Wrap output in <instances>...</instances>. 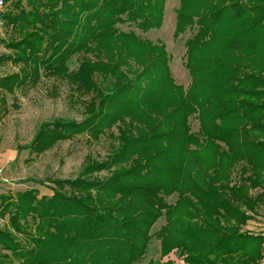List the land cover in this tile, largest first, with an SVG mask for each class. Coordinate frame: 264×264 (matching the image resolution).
Listing matches in <instances>:
<instances>
[{
  "label": "trees",
  "instance_id": "16d2710c",
  "mask_svg": "<svg viewBox=\"0 0 264 264\" xmlns=\"http://www.w3.org/2000/svg\"><path fill=\"white\" fill-rule=\"evenodd\" d=\"M3 2L9 38L1 42L10 52L0 60L18 71L0 76V92L34 85L43 69L77 80L80 94L97 99L93 137L124 117L140 124L131 139L120 128L110 161L87 163L82 177L30 179L53 183L50 196L34 187L16 200L0 193V213L8 215L0 264H136L161 216L162 254L175 248L187 264H258L264 237L242 226L264 205V0H180L176 32L198 27L185 42L186 90L174 84L162 45L120 27L159 26L164 0ZM74 53L82 55L71 72ZM130 60L144 66L123 81L121 65L130 70ZM84 125L42 123L27 147L41 152ZM115 164L113 176L87 177Z\"/></svg>",
  "mask_w": 264,
  "mask_h": 264
},
{
  "label": "rangeland",
  "instance_id": "374dc122",
  "mask_svg": "<svg viewBox=\"0 0 264 264\" xmlns=\"http://www.w3.org/2000/svg\"><path fill=\"white\" fill-rule=\"evenodd\" d=\"M23 6L28 8L25 0H23ZM179 8L180 0H164L159 26L147 30H141L133 24H121L120 27L124 31H133L139 37L152 43L162 45L167 54V67L174 84L181 85L186 90L191 82V75L185 65L187 59L185 42L197 31L198 27L196 24L185 26L182 31L176 32ZM7 38H9V30L5 29L0 20V56L10 52L3 47L1 42L2 39ZM81 55L82 53L71 55L66 63L69 71L77 70ZM129 62L134 63L130 70L126 65H121V70L126 71L123 81L132 78L135 74L134 71L141 70L144 66L141 63H135L134 60ZM15 71H18V68L12 66L9 61L0 60V76ZM77 84V80H70L59 75L49 76L42 69L41 75L34 85L28 84L16 88L13 92H0V156L6 158V161L0 165V193L9 194L16 200L15 194L18 191L23 192L34 187L38 190V196H50L53 193V183L48 181L37 183L33 180L47 178L66 180L82 177L84 169H88L84 168L87 163L110 161L111 154L121 145L120 136L123 128L130 130L125 134L127 139L133 138L132 136L137 133L136 129L140 123L124 117L106 127L102 133L97 134L96 138L93 137L92 127L94 124L92 121L90 122L89 118L99 112L101 108L97 104V99L94 101L90 98V94H80ZM1 96H3L2 99ZM57 119L73 120L77 123L86 120L88 126L72 129L68 136L49 141L41 152L27 147L42 123L53 122ZM145 122L146 120H144ZM189 123L191 131L196 132L199 127L197 116L191 115ZM120 128L122 129L120 130ZM221 145L224 147L223 143ZM20 146L22 149L17 150ZM11 153L15 157H12ZM130 163L126 168L133 164V162ZM118 166L119 164H115L108 169L90 172L87 177L92 176L98 180L105 179L117 171L120 172ZM232 178L234 179L233 174ZM251 191L253 194L259 192L260 189L256 188ZM177 197V192H173L166 197V201L175 203ZM257 211V214L251 219L252 222H249L247 226V223L242 226L243 230L257 232L258 227L262 226L264 205L260 204ZM7 220L8 215L0 213V227L6 226ZM164 222L165 218L161 216L152 224L150 233L153 236L147 252L143 259L136 264H166L168 261L171 262L170 264H187L185 253L177 251L175 248L167 254L161 253L160 239L156 232Z\"/></svg>",
  "mask_w": 264,
  "mask_h": 264
},
{
  "label": "crops",
  "instance_id": "0c3cea01",
  "mask_svg": "<svg viewBox=\"0 0 264 264\" xmlns=\"http://www.w3.org/2000/svg\"><path fill=\"white\" fill-rule=\"evenodd\" d=\"M10 155H11L12 157H15V155H14L13 153H11ZM4 161H6V158H4L3 156H0V165H2V164L4 163ZM249 222H252V221L249 220V221L247 222L246 226L249 225ZM257 224L260 225V223H257ZM251 233H254V234H258V233H260V234H262L263 237H264V223H262V226H261V227H258L257 232H252V231H251ZM258 264H264V257L262 258V260H261Z\"/></svg>",
  "mask_w": 264,
  "mask_h": 264
},
{
  "label": "built area",
  "instance_id": "2783aa9c",
  "mask_svg": "<svg viewBox=\"0 0 264 264\" xmlns=\"http://www.w3.org/2000/svg\"><path fill=\"white\" fill-rule=\"evenodd\" d=\"M4 6L3 0H0V9Z\"/></svg>",
  "mask_w": 264,
  "mask_h": 264
}]
</instances>
